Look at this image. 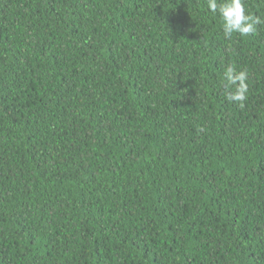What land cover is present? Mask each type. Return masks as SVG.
<instances>
[{"label":"trees","instance_id":"trees-1","mask_svg":"<svg viewBox=\"0 0 264 264\" xmlns=\"http://www.w3.org/2000/svg\"><path fill=\"white\" fill-rule=\"evenodd\" d=\"M0 264H264V0H0Z\"/></svg>","mask_w":264,"mask_h":264}]
</instances>
